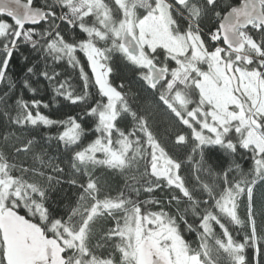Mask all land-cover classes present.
I'll use <instances>...</instances> for the list:
<instances>
[{
  "label": "snow or ice",
  "instance_id": "snow-or-ice-1",
  "mask_svg": "<svg viewBox=\"0 0 264 264\" xmlns=\"http://www.w3.org/2000/svg\"><path fill=\"white\" fill-rule=\"evenodd\" d=\"M0 126V264H264V0H0Z\"/></svg>",
  "mask_w": 264,
  "mask_h": 264
},
{
  "label": "trees",
  "instance_id": "trees-1",
  "mask_svg": "<svg viewBox=\"0 0 264 264\" xmlns=\"http://www.w3.org/2000/svg\"><path fill=\"white\" fill-rule=\"evenodd\" d=\"M18 59H19V57H18ZM20 63L22 65L23 61L21 60ZM58 70L59 71H65L66 73H69L74 84H76V86H78L79 82H78V79L76 77V73L72 72V70L70 68H60ZM13 71L16 72L20 77H23V75H24V73L22 71H20L19 69H17L15 65H13ZM114 75H116L117 77L122 76V75L130 77L131 73L128 71V69H125L123 67V65L121 64L118 66L117 71H116V73H114ZM116 83H120V80L117 79ZM40 87H41L42 91L39 93V95L36 98H38V99L42 98L44 101H47L49 99V94L46 93L45 91H43L44 84L42 83L40 85ZM23 96L25 99L31 100V98L33 97V94L31 92H29L28 90H24ZM10 103H11V101H10ZM43 111L47 114L48 112H51L52 110L46 109ZM80 111H81V109L78 106H66V107H63L60 112L55 113V115L60 116L64 113L75 115V114L80 113ZM153 113H154L152 116L153 128L157 132L159 137L167 143L168 148L171 149L172 148V140H174V137L169 139L168 135H166V132L173 131L176 126H175L174 122L171 120V118L168 116V114L163 111V109L155 108V109H153ZM7 131L15 132L16 130L15 129H6L3 126H0V134H3ZM55 132H56L55 129L51 130V132H49L47 130H41V134L45 135V136L55 135ZM22 135L28 136L29 135L28 130H24ZM0 143H2V140H0ZM45 147H47V145H45ZM47 150L49 152V155H51V156L59 155V150L57 149L56 143L54 141L52 142L51 147H48ZM173 152H174V154L179 153V154L183 155L182 149H174ZM183 158L185 160V164L189 165V167L186 168L185 175H188L190 172L191 175L194 177L197 174L196 168H197V165L199 163L200 158L197 156L195 161H189L187 156H184ZM220 162L224 163V167H229L233 164V159L231 157H229L228 154L226 152H224L223 149H220L218 147L211 149V151H209V153L207 154V165L212 166L214 169H217ZM235 162L240 163L241 166L245 170H247L250 167V163L246 159H241L240 157H236ZM134 173H135V170H133V172L125 173L123 175L119 174L117 172L110 171V170H104V169L97 170V175L102 178V180L106 186L110 187L113 190V194H114L115 190L123 188L126 183H130L131 182L130 177ZM202 178H204V179L208 178L206 172H204L202 174ZM62 187H63L65 193L71 195V193L68 189V186L66 184L62 185ZM61 194H63V193H61ZM155 195L158 198H160V197H163L164 194L157 192V193H155ZM256 197H257V201L259 202V197H260V191L259 190H257V192H256ZM144 198H145V196L142 195L141 199H144ZM153 210H155V209H153ZM243 212H244V209L242 207L241 208V215L242 216H243ZM189 220H190V222H192V221H194V218L189 216ZM107 226H110V225H105V227H107ZM187 238L189 240H194L195 236H194V234H188Z\"/></svg>",
  "mask_w": 264,
  "mask_h": 264
}]
</instances>
